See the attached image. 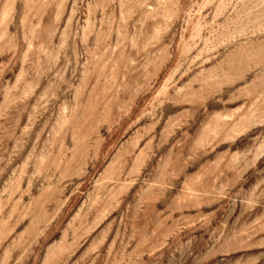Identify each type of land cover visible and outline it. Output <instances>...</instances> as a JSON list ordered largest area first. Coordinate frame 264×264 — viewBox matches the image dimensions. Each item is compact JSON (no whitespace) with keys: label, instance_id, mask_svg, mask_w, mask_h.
<instances>
[{"label":"rangeland","instance_id":"374dc122","mask_svg":"<svg viewBox=\"0 0 264 264\" xmlns=\"http://www.w3.org/2000/svg\"><path fill=\"white\" fill-rule=\"evenodd\" d=\"M0 264H264V0H0Z\"/></svg>","mask_w":264,"mask_h":264}]
</instances>
